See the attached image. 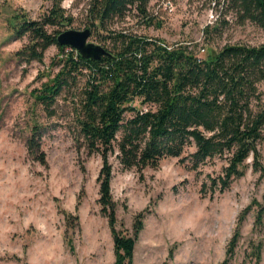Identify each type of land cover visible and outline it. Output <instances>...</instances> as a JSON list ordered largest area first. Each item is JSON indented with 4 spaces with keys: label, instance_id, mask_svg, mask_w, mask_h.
I'll use <instances>...</instances> for the list:
<instances>
[{
    "label": "rangeland",
    "instance_id": "374dc122",
    "mask_svg": "<svg viewBox=\"0 0 264 264\" xmlns=\"http://www.w3.org/2000/svg\"><path fill=\"white\" fill-rule=\"evenodd\" d=\"M48 4L0 0V264H113L107 221L96 203L100 158L77 147L69 95L58 97L49 116L30 94L56 70L49 62L58 50L49 46L42 63L28 65L13 56L24 42L11 36L13 14L37 18ZM61 6L72 21L59 31L83 29L86 0H62ZM148 12L159 26L135 24L129 17L134 32L167 43L193 41L198 47L205 41L201 29L214 14L203 0H149ZM88 41L96 43L90 36ZM263 41L258 28L230 24L219 38L208 40L207 48ZM260 88L264 96V84ZM34 122L43 124L45 164L24 147L27 127ZM257 147L264 166V139ZM250 160L243 175L218 192L209 189L206 175L217 176L222 159L190 170L177 157H167L137 172L120 170L111 157L116 228L130 232L134 216L143 212L130 264H264V212L255 217L264 205V174L253 172ZM243 210L236 245L226 260V245Z\"/></svg>",
    "mask_w": 264,
    "mask_h": 264
},
{
    "label": "trees",
    "instance_id": "16d2710c",
    "mask_svg": "<svg viewBox=\"0 0 264 264\" xmlns=\"http://www.w3.org/2000/svg\"><path fill=\"white\" fill-rule=\"evenodd\" d=\"M48 1L37 18L22 11L13 14L8 23L11 36L24 38L13 56L28 65L42 63L49 46L58 50L49 62L56 70L30 94L49 116L58 97L69 95L77 147L100 158L96 203L107 221L113 264L131 263L143 212L134 216L130 232L116 228L111 157L120 170L137 172L167 157H177L190 170L213 158L222 159L220 173L206 175L209 189L218 192L243 175L248 156L251 170L264 174L257 147L264 139L260 88L264 84V41L207 48L208 40L219 38L230 24H250L264 34V0H203L214 14L201 29L205 41L200 47L193 41L167 43L134 32L129 17L135 24L159 26L148 12L149 0H86L84 28L108 52L99 60L82 58L56 43L59 28L72 18L65 14L62 0ZM27 128L26 152L45 164L40 148L43 124L34 122ZM245 211L226 245V260L233 253ZM263 212L264 205L259 206L256 220Z\"/></svg>",
    "mask_w": 264,
    "mask_h": 264
},
{
    "label": "water",
    "instance_id": "95a60500",
    "mask_svg": "<svg viewBox=\"0 0 264 264\" xmlns=\"http://www.w3.org/2000/svg\"><path fill=\"white\" fill-rule=\"evenodd\" d=\"M90 30L65 29L57 33L55 40L59 46H68L76 51L82 58L99 60L108 52L99 44L88 41Z\"/></svg>",
    "mask_w": 264,
    "mask_h": 264
},
{
    "label": "built area",
    "instance_id": "2783aa9c",
    "mask_svg": "<svg viewBox=\"0 0 264 264\" xmlns=\"http://www.w3.org/2000/svg\"><path fill=\"white\" fill-rule=\"evenodd\" d=\"M210 17H211V19H212V15H210ZM211 19H210V20H211Z\"/></svg>",
    "mask_w": 264,
    "mask_h": 264
}]
</instances>
